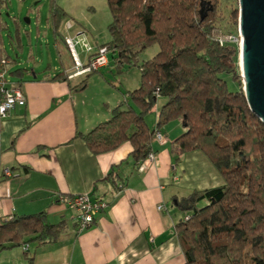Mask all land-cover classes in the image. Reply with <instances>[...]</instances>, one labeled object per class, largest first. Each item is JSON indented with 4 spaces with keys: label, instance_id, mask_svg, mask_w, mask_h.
<instances>
[{
    "label": "trees",
    "instance_id": "obj_1",
    "mask_svg": "<svg viewBox=\"0 0 264 264\" xmlns=\"http://www.w3.org/2000/svg\"><path fill=\"white\" fill-rule=\"evenodd\" d=\"M48 1L46 23L72 65L62 30L68 14L56 0ZM221 2L105 0L111 15L109 38L97 48H105L106 65L113 63L114 73L121 71L123 62L136 65L139 85L122 91L123 99L106 119L85 132L77 131L75 137L94 154L128 141L136 170L149 152L154 153L155 131L172 120L180 121L182 132L169 142L174 160L198 149L223 178L221 185L193 190L177 201L183 212L176 223L184 256L181 264H264V124L249 110L241 89L238 42H218L219 36L237 35V5L229 6L225 17ZM225 18L233 32L224 33L219 26V20ZM4 28L7 30V25ZM14 28L18 38L19 29ZM150 44H156L157 51L139 61L138 55ZM56 52L60 62L58 47ZM66 72L61 66L51 78L69 79ZM221 73H229L238 89L228 90ZM158 97L164 101L150 127L145 117ZM104 179L117 191L126 178L119 176L113 165ZM64 226L63 220L48 222L44 212L2 218L0 250L18 245L22 249L29 242L46 244L55 240ZM22 251L30 263L27 250Z\"/></svg>",
    "mask_w": 264,
    "mask_h": 264
},
{
    "label": "crops",
    "instance_id": "obj_2",
    "mask_svg": "<svg viewBox=\"0 0 264 264\" xmlns=\"http://www.w3.org/2000/svg\"><path fill=\"white\" fill-rule=\"evenodd\" d=\"M6 15L0 18V28L9 38L15 57L3 42L1 56L10 59L8 85L23 91L25 103L15 105L0 118V220L13 214L44 212L48 222L63 220L65 224L55 240L27 245L30 263L19 253L13 264H181L184 256L176 223L183 218V212L177 201L193 190L221 185V174L198 149L174 160L169 142L183 130L178 120L160 128L161 138L151 145L154 158L142 169L134 170L128 141L108 151L91 153L75 133L85 132L106 119L110 109L123 99L124 90L105 82L102 72L92 77L101 81L98 92H85L91 77L82 86L78 85L80 75L51 78L61 66L66 71L71 69L67 54H61L58 64L51 62L36 69V59L29 52L20 57L22 38L26 36L29 42L31 29L20 24L12 13ZM10 18L12 26L8 24ZM14 27L19 29L18 38L13 34ZM101 43H87L90 49L77 54L80 61L85 62ZM18 56L26 62L17 65ZM17 68L25 70L12 74ZM109 71L113 74V70ZM160 99L152 117H145L150 127L164 101ZM113 165L115 172L126 178L117 191L104 179ZM6 167L10 175L4 174ZM78 192H88L92 198L108 202L96 214L94 223L83 230H77L73 212L57 201L59 194Z\"/></svg>",
    "mask_w": 264,
    "mask_h": 264
},
{
    "label": "rangeland",
    "instance_id": "obj_3",
    "mask_svg": "<svg viewBox=\"0 0 264 264\" xmlns=\"http://www.w3.org/2000/svg\"><path fill=\"white\" fill-rule=\"evenodd\" d=\"M56 2L62 8L64 7L68 14L67 18L63 21L62 30L65 36L64 38L72 36L74 40H77V42L74 44V47L78 55L81 51L85 50L83 41L87 43H103L108 40L109 35L107 32V24L111 20V15L106 7L105 0H56ZM48 4V0H0V18H7V12H9V14L12 13L14 16H16L20 24L31 29V37L29 42L26 36L22 38V45L24 47L20 57H26V54L29 52L32 57L36 59V64L34 65V61H32L34 63H28L31 66L34 65L36 69H41V67H45L51 62H54L55 64L59 63L56 47L60 49L61 54H66L62 47H59L57 44H55L52 30L50 27L46 26ZM234 5H237V0H222L220 3V8L221 11H224L223 14L225 17L227 16L228 7H232ZM25 18H28L29 21L26 22ZM67 23L70 25L67 26ZM8 24L10 26L13 25L11 18ZM218 24L224 33L234 31V28L228 18L219 20ZM12 29L13 28L11 27V30ZM80 30H82V32L76 35V32ZM37 33L38 39L35 38V34ZM0 36V44L3 42L8 53L14 58L15 54L14 51L11 50L9 38L6 37L5 31L1 28ZM13 40L15 41V39ZM156 51V44H150L140 52L138 55V60L140 61L142 59L149 58ZM21 58H19V62L16 63L17 65L24 64L26 62ZM109 69L113 70V74L111 71H109ZM238 70V74L240 75L239 65ZM99 72H102L106 75L105 82L108 81L111 84L117 85L122 90L133 89L139 85V70L136 65L123 62L121 71L119 73H114L115 67L113 63H110L102 70L82 73L78 77L80 78L78 82L81 81L83 84L85 80L91 77L90 83L87 89H85V92H98L101 89V85L99 83L101 81L99 79H92V77L97 78ZM8 76L11 77L12 80L14 79L10 74H8ZM221 76L225 80V85L228 90L234 91L238 89L237 81L233 79L229 73H221ZM160 102L161 99L159 97L157 98L156 103ZM153 109L147 114H150V118L152 117L151 115H153ZM152 123L154 124V122ZM153 124L150 125L152 126ZM31 243L32 242H29L28 244L31 245ZM19 253L21 255L23 253L20 245L0 250V264H13L14 261L17 260L16 256Z\"/></svg>",
    "mask_w": 264,
    "mask_h": 264
},
{
    "label": "built area",
    "instance_id": "obj_4",
    "mask_svg": "<svg viewBox=\"0 0 264 264\" xmlns=\"http://www.w3.org/2000/svg\"><path fill=\"white\" fill-rule=\"evenodd\" d=\"M70 24L67 23V26ZM237 41L239 43L240 36L227 34L225 36H219L218 42L222 41ZM77 40L72 37H66L65 43L72 56L73 64L71 69L66 72L67 78H73L81 75L82 73L95 71L107 64V55L104 47H98L96 51L90 54L85 62L80 61L74 44ZM85 50H89L90 46L83 41ZM8 58L0 56V118L9 114L10 110L15 105H23L25 103V95L18 86L8 85L7 69ZM154 138L159 140L161 134L158 130L154 133ZM154 153L149 152L142 162L138 165V169H142L146 162L152 161ZM4 174L10 175L11 170L9 168L3 169ZM173 180H177V176L172 177ZM57 201L66 205L72 212L73 218L76 222L77 230H83L90 227L94 223V219L97 213L102 211L107 206V201L100 198H92L88 192H78L73 194H59ZM162 205L158 207L161 208ZM22 249L27 250V244L22 245Z\"/></svg>",
    "mask_w": 264,
    "mask_h": 264
},
{
    "label": "water",
    "instance_id": "obj_5",
    "mask_svg": "<svg viewBox=\"0 0 264 264\" xmlns=\"http://www.w3.org/2000/svg\"><path fill=\"white\" fill-rule=\"evenodd\" d=\"M237 8L241 89L249 110L264 124V0H237Z\"/></svg>",
    "mask_w": 264,
    "mask_h": 264
}]
</instances>
